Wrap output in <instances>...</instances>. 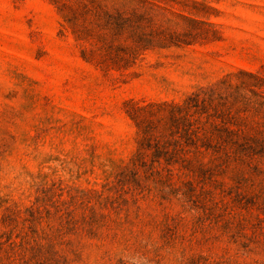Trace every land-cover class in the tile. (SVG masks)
<instances>
[{"label":"trees","instance_id":"obj_1","mask_svg":"<svg viewBox=\"0 0 264 264\" xmlns=\"http://www.w3.org/2000/svg\"><path fill=\"white\" fill-rule=\"evenodd\" d=\"M50 2L59 34L70 32L78 57L121 77L149 50L198 39L154 23L153 8L168 10L160 0ZM125 107L136 129L132 154L99 189L52 184L37 188L27 205L3 208L0 264H71L57 250L64 239H84V228L108 219L100 213L107 208L122 227L132 188H151L152 254L169 261L178 254L184 264H264V203L240 191L264 188V74L237 69L178 101Z\"/></svg>","mask_w":264,"mask_h":264},{"label":"rangeland","instance_id":"obj_2","mask_svg":"<svg viewBox=\"0 0 264 264\" xmlns=\"http://www.w3.org/2000/svg\"><path fill=\"white\" fill-rule=\"evenodd\" d=\"M159 4L168 10H151L157 26L197 41L149 50L121 77L78 57L70 32L59 34L50 0H0V212L29 204L37 188L52 184L99 189L93 187L135 149L128 101H178L237 69L264 74V0ZM243 190L264 203L263 187ZM125 198L122 227L107 208L100 213L108 219L84 228V239H64L61 255L71 264H184L178 254L169 261L151 253V188H132Z\"/></svg>","mask_w":264,"mask_h":264}]
</instances>
